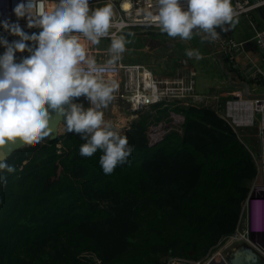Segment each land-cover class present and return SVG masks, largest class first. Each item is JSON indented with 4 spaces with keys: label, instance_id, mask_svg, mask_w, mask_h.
<instances>
[{
    "label": "trees",
    "instance_id": "obj_1",
    "mask_svg": "<svg viewBox=\"0 0 264 264\" xmlns=\"http://www.w3.org/2000/svg\"><path fill=\"white\" fill-rule=\"evenodd\" d=\"M150 109L180 130L133 119L122 135L135 150L111 175L102 152L80 156L86 141L67 130L8 155L16 171H0V264H93L84 254L99 264L202 262L236 230L257 174L244 140L208 105Z\"/></svg>",
    "mask_w": 264,
    "mask_h": 264
},
{
    "label": "clouds",
    "instance_id": "obj_2",
    "mask_svg": "<svg viewBox=\"0 0 264 264\" xmlns=\"http://www.w3.org/2000/svg\"><path fill=\"white\" fill-rule=\"evenodd\" d=\"M125 7L126 2L121 4ZM13 12L18 19L27 18L29 28L40 31L29 35L18 22H2L5 31L20 39L10 43L0 37L6 49L0 55V171H16L7 163L4 149L9 145L35 146L52 134L53 112L62 118L67 131L86 141L80 146V156L102 152L99 164L105 175L129 163L135 146L112 121L105 120L103 111L114 100L118 84L101 75L89 51V45L110 38L107 65L111 66L132 43L126 35L110 31L113 5L91 9L90 0H57L50 7L48 0H28L16 5ZM237 16L232 0H186V6L181 0H156L155 12L151 6L143 11V22L172 38L188 41L198 31L215 40L217 29L234 28ZM25 51L29 55L16 62V52ZM185 55L203 59L198 49H186ZM80 97L89 102L87 108L74 102ZM0 184H7L5 176L0 175Z\"/></svg>",
    "mask_w": 264,
    "mask_h": 264
},
{
    "label": "built area",
    "instance_id": "obj_3",
    "mask_svg": "<svg viewBox=\"0 0 264 264\" xmlns=\"http://www.w3.org/2000/svg\"><path fill=\"white\" fill-rule=\"evenodd\" d=\"M27 2L28 0H0V33L3 32V38L10 39V43L19 40L20 37L11 35L5 31L2 26L3 21L18 22L22 30L29 35L40 31L39 28H29L27 26V18L18 19L13 12L16 5L20 3L26 4ZM56 2L57 0H48L50 7H54ZM125 2L126 7L122 9L121 4ZM106 3L113 5L115 14L114 26L110 30L113 33L119 35L130 29L137 28L145 30L146 28H156L154 26H148L143 22V11L145 9L151 6V10L153 12L156 11V0H90V7L94 9ZM181 3L186 6V0H181ZM232 5L238 15L244 14L252 18L251 12L264 5V0H232ZM255 38L257 39V48L264 58V27L256 31ZM101 40H110V38H103ZM241 45L242 42H236L228 35L222 40L221 45H219L222 56L228 60L230 68L236 69L237 51ZM107 50V48L89 47L91 55H98L96 61L101 75L106 80H112L118 84V89L114 93V100L118 102L122 101L127 107L129 111L127 121L135 119L139 113L158 102L167 103L177 101L196 105L200 101H204L202 97L195 93L192 78L193 71H189V74H176L169 77L156 78L143 65L124 63L122 59L116 64L108 66L107 62L100 60V54L107 53ZM5 51V47L1 44L0 55H3ZM28 55L29 53L27 51L24 53L16 52V62H20ZM257 72L259 76L264 77L259 69H257ZM249 89L250 93H256L251 87ZM234 96L225 100L223 107L218 108V111L222 112L221 116L230 125L232 124L231 126H248L253 123L254 115H256L259 121V136L264 152V98H247L242 91L241 93H234ZM261 170V173L257 171V174L260 173L261 175V183L254 185L255 178L246 198L250 207L264 201V154L261 160ZM252 232L253 229L250 226L245 229L236 228L231 235L224 239H226L227 244L231 242L247 243L253 246L264 257V247L258 246V243L251 239ZM168 262L171 261L169 260ZM97 264H99L98 260Z\"/></svg>",
    "mask_w": 264,
    "mask_h": 264
},
{
    "label": "rangeland",
    "instance_id": "obj_4",
    "mask_svg": "<svg viewBox=\"0 0 264 264\" xmlns=\"http://www.w3.org/2000/svg\"><path fill=\"white\" fill-rule=\"evenodd\" d=\"M264 6V5H262ZM261 7V6H260ZM254 18H249L247 15H238V23L235 25L231 32L232 39L236 42H240L242 40L249 41L248 45H256L257 47V39L255 38V33L257 30L264 27V12L261 9H255L251 12ZM138 30V34H134L133 37L129 36L128 39L132 40V43L127 45V51L123 54L122 61L128 64H140L149 69L156 78H164L169 77L171 75L176 74H188V71H185L184 62L190 61L192 64V58H188L185 55L186 49H198L199 52L203 56V60H198L197 64L200 63L203 66V71L205 72L208 82L211 83L212 86H215L211 79L215 83L218 84V88L220 90H226L227 92H231L232 90L236 91L237 93L242 91L241 87L233 86L229 83L228 78L221 72L218 62L214 59L213 55H211L210 45L206 43L204 40L193 36L191 40L185 41L181 40L179 37L172 38L169 37L166 33H162L158 28H146L145 30L140 29H133ZM144 31V32H143ZM150 31V32H148ZM195 35V34H194ZM0 37H3V32L0 33ZM8 41L10 39H7ZM201 40V41H200ZM111 41L101 40L99 45H89V47H95L100 49L109 48ZM244 45V44H243ZM241 45V46H243ZM1 47V44H0ZM209 47V48H208ZM258 54L255 56H259L263 59L258 48L256 49ZM238 52V51H237ZM92 56L98 58V55L93 54ZM212 57V58H211ZM109 59L108 52L100 54V60H104L107 62ZM248 66L251 68V74H241V80L247 81L249 83V87L254 89V91L258 94L264 93V84L255 85L256 80H260L259 73L256 71V66L253 65V62L246 59ZM261 67V66H260ZM237 69V67H236ZM255 70V72H254ZM204 74V73H203ZM198 79V77H197ZM253 86V87H252ZM219 90V91H220ZM202 92H209L210 88L207 87L204 90H200ZM82 102L84 103L85 108L89 106V102L86 98H82ZM223 102V101H222ZM219 105L216 103L214 108L223 107L224 102ZM202 103L196 104L201 105ZM204 105H208L209 103ZM202 104V105H203ZM122 101L113 100L110 105L104 109V117L105 120L113 119L117 124L115 125L121 132L128 127L127 125L133 120H128L127 124H124L125 120L123 117L119 118V121L115 120L116 116L114 113H118L122 115ZM217 110V109H216ZM220 115L222 112L217 111ZM113 115H112V114ZM116 113V114H117ZM139 116H143L147 119L149 124L157 125L162 124V122L169 124L172 129L180 130V124L176 123L175 120L171 121L167 119L168 112L162 111L161 113H157L155 110H151L150 107L141 113L138 114L136 118ZM229 121V120H228ZM232 125V124H231ZM259 121L254 115V121L252 124L248 126H232L238 136L244 140L245 144L247 145L248 149L250 150L256 166L258 168L257 171L260 173L261 170V160L263 159V146H261V138L259 136ZM66 125L64 122L59 124L58 134H62L66 131ZM51 136V135H50ZM49 136V138H50ZM260 173L257 174L255 177L256 180L254 185H259L261 183V175ZM240 228V227H239ZM251 239L258 243V246L264 247V233L263 234H256L253 233L251 235ZM241 244V242H231L227 244L226 239L222 240L218 243L214 249L211 251L209 256L203 260L202 262H187V264H203L207 261V259L211 256L221 254L225 257L231 250H233L237 245ZM83 257L90 261H93V264H97V260L91 254H84ZM217 258H220L218 256ZM171 262H168V261ZM181 260L176 258H168L164 264H176ZM184 261V260H182ZM177 264H184V263H177Z\"/></svg>",
    "mask_w": 264,
    "mask_h": 264
},
{
    "label": "crops",
    "instance_id": "obj_5",
    "mask_svg": "<svg viewBox=\"0 0 264 264\" xmlns=\"http://www.w3.org/2000/svg\"><path fill=\"white\" fill-rule=\"evenodd\" d=\"M257 9H261V11L264 12V6L258 7ZM252 18H254L253 15H252ZM232 30H233V28H229V30L227 31L228 36H230L231 38H232V36H231ZM217 32H218V37H220L221 33H222L221 30L217 29ZM194 36H196L197 38H199L201 40H204L206 43H208L210 45L209 46L211 49L210 54L212 55L213 43L217 42V39L209 40V39L205 38L204 36L200 37V35L197 33ZM106 41L109 42L111 40H106ZM240 42H242V45L244 44L243 46H241L238 49V52H237V66H236L237 69L236 70L239 72L240 76H241V74H246V73L250 72V70H251V68L247 64L246 59L253 62V65L256 66V71H257V69H259L264 76V58L262 59L259 56H255V54H258V52L256 51V49H257L256 45L254 44V45L249 46L248 45L249 41H244V40H242ZM197 61L198 60H196L195 58H192V64L190 63V61H186V62H184V67L186 69L185 71H188V74H189V71H193V73H194L192 75V78L194 81L195 93L204 99V101H202V102L200 101L199 103H202V104L203 103H205V104L209 103V106L214 107V105L216 103H218L220 105L221 104L220 102H222V101L224 102L225 100L234 96V93H236V91L232 90L231 92L230 91L227 92L226 90H223V89L220 90V88H218L219 87L218 84L215 83L213 81V79H211V80L215 86H212L211 83L208 82L207 76H206L205 72L203 71L204 67L201 66L200 63L197 64ZM254 72H255V70H254ZM248 74H251V76H252V73H248ZM197 77H198V79H197ZM259 77H261V76H259ZM259 84H263V83L260 82ZM255 85H258V84L255 83ZM207 87L210 88L209 92L200 91V90L206 89ZM122 106H123L122 107V115L118 114L117 112H116L117 114L114 113V115L116 116L115 120L119 121V118L123 117V119L125 120L124 124H127V118L129 116V111L124 104ZM218 108H220V107H218ZM218 108H216L217 111H218ZM108 121H112L115 125L117 124L115 121H113V119H109ZM252 196H255V195H252ZM248 226L252 227V229H253V232L251 233V235L253 233H256L259 235L264 233V201H261L260 204L254 205L253 207L249 206L247 199L243 203L242 208H241L240 220H239L237 228L240 227L239 229H245Z\"/></svg>",
    "mask_w": 264,
    "mask_h": 264
},
{
    "label": "water",
    "instance_id": "obj_6",
    "mask_svg": "<svg viewBox=\"0 0 264 264\" xmlns=\"http://www.w3.org/2000/svg\"><path fill=\"white\" fill-rule=\"evenodd\" d=\"M91 8V7H90ZM219 30V28H218ZM221 30V29H220ZM144 32V31H143ZM221 36L217 37V42L213 43V51L212 55L214 59L218 62L221 72L228 78V81L231 85L236 87H241L242 92L245 97L247 98H264V93H250L249 83L247 81L241 80V76L236 69L225 67L224 62L222 61V53L220 51V46L222 40L228 35L227 31L221 30ZM199 34V33H197ZM200 37L203 35L199 34ZM264 84V77H260V80H256L255 83ZM234 98H236L234 96ZM63 122L62 118H60L56 113H52V127L53 132L50 138H56L58 135L57 125ZM24 146L23 144L17 143L15 145H9L7 148L4 149L10 155L16 149L21 148ZM180 263H185V261H179ZM177 262V263H179ZM176 263V264H177ZM203 264H264V257L251 245L242 242L241 244L237 245L233 250H231L225 257L221 256L218 261H215L213 256L209 257L207 261Z\"/></svg>",
    "mask_w": 264,
    "mask_h": 264
},
{
    "label": "bare ground",
    "instance_id": "obj_7",
    "mask_svg": "<svg viewBox=\"0 0 264 264\" xmlns=\"http://www.w3.org/2000/svg\"><path fill=\"white\" fill-rule=\"evenodd\" d=\"M59 128V123H58V125H57V129ZM218 256H220V258H221V254H219V255H215L213 258L215 259V261H218L220 258H217ZM184 264H187V262H185Z\"/></svg>",
    "mask_w": 264,
    "mask_h": 264
}]
</instances>
